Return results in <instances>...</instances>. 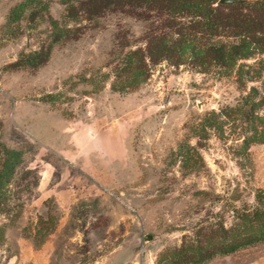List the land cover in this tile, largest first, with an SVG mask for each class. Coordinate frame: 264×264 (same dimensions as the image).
<instances>
[{
  "label": "rangeland",
  "instance_id": "obj_1",
  "mask_svg": "<svg viewBox=\"0 0 264 264\" xmlns=\"http://www.w3.org/2000/svg\"><path fill=\"white\" fill-rule=\"evenodd\" d=\"M77 2L0 0V264H264V47L139 70Z\"/></svg>",
  "mask_w": 264,
  "mask_h": 264
},
{
  "label": "trees",
  "instance_id": "obj_2",
  "mask_svg": "<svg viewBox=\"0 0 264 264\" xmlns=\"http://www.w3.org/2000/svg\"><path fill=\"white\" fill-rule=\"evenodd\" d=\"M113 13L127 14L147 24L141 37L143 47L135 52L140 58L139 70L149 61L152 65L166 62L206 71L264 47V0L236 6L206 0H78L69 11L71 17L88 21ZM209 32L247 40L225 48L210 43ZM121 46L129 44L125 41ZM260 103L264 106V96Z\"/></svg>",
  "mask_w": 264,
  "mask_h": 264
},
{
  "label": "water",
  "instance_id": "obj_3",
  "mask_svg": "<svg viewBox=\"0 0 264 264\" xmlns=\"http://www.w3.org/2000/svg\"><path fill=\"white\" fill-rule=\"evenodd\" d=\"M247 0H219L218 4L222 5V6H236V5H240V4H244L247 3ZM151 236L147 235L146 236V241L151 240ZM137 264V263H134Z\"/></svg>",
  "mask_w": 264,
  "mask_h": 264
}]
</instances>
